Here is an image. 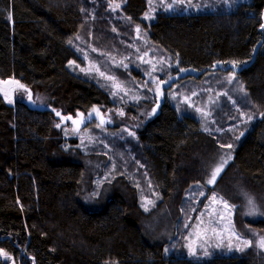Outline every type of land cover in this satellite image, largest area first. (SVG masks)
Listing matches in <instances>:
<instances>
[{
  "label": "trees",
  "instance_id": "1",
  "mask_svg": "<svg viewBox=\"0 0 264 264\" xmlns=\"http://www.w3.org/2000/svg\"><path fill=\"white\" fill-rule=\"evenodd\" d=\"M85 4L0 0V82L17 81L38 101L35 106L8 104L0 96V251L14 264H264L253 249L203 262L172 253L165 256L164 244L147 242L121 196L110 198L98 211L79 204L83 167L52 161L47 144L55 123L42 108L91 116L93 108L103 112L113 106L105 90L68 69L77 60L69 41L83 31ZM145 10V0H125L123 12L132 23H141ZM263 12L264 0H251L232 12L158 13L145 25L149 40L166 49L179 70L195 71V80L226 75L233 72L231 62H237V80L260 117L240 138L204 198L214 188L233 204L244 195L259 206L262 217L241 220L235 215V226L260 233H264ZM136 135L131 151L123 150L129 158L135 154L124 177L141 167L158 187L162 204L179 202L183 214L184 192L193 184H206L222 163L220 143L201 131L191 115L178 116L169 102L162 103L158 115ZM233 185L242 196L237 191V198L231 197Z\"/></svg>",
  "mask_w": 264,
  "mask_h": 264
},
{
  "label": "rangeland",
  "instance_id": "2",
  "mask_svg": "<svg viewBox=\"0 0 264 264\" xmlns=\"http://www.w3.org/2000/svg\"><path fill=\"white\" fill-rule=\"evenodd\" d=\"M84 1V9L87 10L83 14V31L69 41L77 60L70 62L68 69L105 90L113 106L99 111L100 116L106 119L103 124L93 111L91 116L96 119L84 126L68 123L60 128L56 126L59 121L53 119L55 124L47 144L52 161L82 165V183L77 195L79 204L87 211H98L110 198L121 196L144 238L153 246L164 244L165 256L172 253L175 257L203 262L214 256L241 255L253 249L264 258V249L256 243L264 238V233L247 229L239 231L235 226V215H239L241 220L262 217L259 206L253 202V208L238 186L233 185L231 197L237 198V191L243 196L238 204H233L216 188L204 198L206 189L212 188L214 183L193 184L181 199L188 212L182 207L184 212L180 214L179 202L177 205L175 202L162 204L158 187L141 167L127 177L123 175L128 169L127 164L130 166L132 162L131 157H135L133 152L130 158L124 156L123 150L131 151L137 139L136 133L158 115L164 102H169L178 116L188 114L194 117L201 131L214 136L220 146L232 145V148L221 147L227 163L232 159L234 147L260 117L256 115L236 73L209 74L200 81L195 80V71L179 70L173 56L149 40L145 25L153 23L158 13L232 12L240 4H250L251 0H145L146 10L138 24L125 16V0ZM117 4L119 7H115ZM262 19L264 32V12ZM256 52L257 48L251 60ZM101 72L104 76L100 75ZM107 76L115 80L106 79ZM2 83L0 96L8 104L20 101L35 106L38 103L24 87L8 88ZM114 83L120 88L114 87ZM71 117L80 120L90 116L75 114ZM241 132L244 133L242 136ZM71 140L76 141L74 146ZM126 141L128 144L121 145ZM120 146L124 148L121 150ZM226 153L231 154L230 159ZM116 171L121 176L115 177L113 173ZM222 190L225 191L223 187ZM201 200H204L202 204ZM199 205L201 207L197 211ZM233 229L241 238L252 241V245L241 244L232 235ZM238 247L242 250L238 251ZM3 253L0 251V264H14Z\"/></svg>",
  "mask_w": 264,
  "mask_h": 264
},
{
  "label": "snow or ice",
  "instance_id": "3",
  "mask_svg": "<svg viewBox=\"0 0 264 264\" xmlns=\"http://www.w3.org/2000/svg\"><path fill=\"white\" fill-rule=\"evenodd\" d=\"M115 7H119V5L117 4V5H115ZM168 7L170 8L171 5H169ZM137 32H139V27H137ZM93 50L95 51V49H93ZM231 63H232V66H233V67H236V63H237V62L233 61V62H231ZM81 71H83V69H81ZM97 71H99V69H97ZM100 75H101V76H104V73L101 72ZM105 78H106V79H109V80H113V81L115 80V78H114V77H111V76H107V77H105ZM20 87L23 88L24 86H23V85H20ZM114 87L120 88V85L114 83ZM25 91H27V89H25ZM125 94H127V93H125ZM113 95H115V93H113ZM9 103H11V100H9ZM92 111L95 112V113L97 114V116H100L99 109L93 108ZM154 111H155V109H153V112H154ZM197 111H200V110L197 109ZM120 114L123 115L122 112H121ZM56 115H57V116H60V117H61V120H65V119H67V120H72V123H73L74 125H78L79 123H83V120H82V119H81V120H73L71 116L64 117V116H61V114H60L59 112H57ZM90 115H91V114H90ZM241 115H244V114L242 113ZM100 119H101V124H103V123H104V119H103V117L100 116ZM249 119H251V117H249ZM56 126H57V127H60L59 124H57ZM130 134H131V133H130ZM243 134H244L243 132L240 133L241 136H242ZM238 138H239V137H237V139H238ZM221 147L232 148L233 146H232V145H227V146H225V145H221ZM225 155L228 157V159L231 158V154H230V153H226ZM226 163H227V159H224V158L222 157V163H221L220 165H218V166L213 170V172H212V174H211V178L208 180V183H209V184H212V183L215 182V180H216V178H217V175L220 173V171H221L222 168H223V165L226 164ZM213 199L215 200L216 198L213 197ZM249 204H250V205H253V201H252V200H249ZM224 207H225V208L228 207V205H227L226 202H224ZM253 208H254V205H253ZM147 210H148V209L145 208V211H147ZM213 231H214V230H213ZM232 235H234V236L236 237V239L239 240L240 243L243 244V245H245V246H251L252 243H253V242L250 241V240H246V239L241 238L237 233H235L234 229L232 230ZM256 243H257V246H258V247L264 249V238H261V239H260L259 241H257ZM229 248L231 249V244H229ZM237 250L240 251V250H242V248H239V247H238ZM3 254H4L5 256L7 255L6 253H3ZM192 254L195 255V252L193 251Z\"/></svg>",
  "mask_w": 264,
  "mask_h": 264
},
{
  "label": "water",
  "instance_id": "4",
  "mask_svg": "<svg viewBox=\"0 0 264 264\" xmlns=\"http://www.w3.org/2000/svg\"><path fill=\"white\" fill-rule=\"evenodd\" d=\"M232 70H233L234 73H238L239 72V68H237V67H232ZM2 86H7L8 88H16L18 86V82L17 81H13V80H8V81H5L4 83H2ZM42 109L49 111L51 117L53 119L59 121L60 128H62L63 126H66L68 123L73 124L72 120H67V119L61 120V117L56 115V113L59 112L61 114V116L68 117V115L62 113L61 111L54 110V109H51V108H42ZM94 119H96V117H94V116L88 117L86 119H82L83 123H79L78 126H84L86 124V122H88L90 120H94ZM104 122H106V119H104Z\"/></svg>",
  "mask_w": 264,
  "mask_h": 264
}]
</instances>
